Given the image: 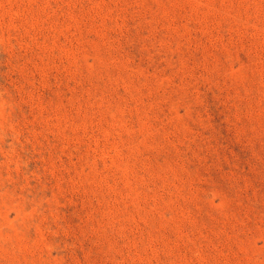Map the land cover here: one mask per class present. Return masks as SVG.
<instances>
[{
	"label": "rangeland",
	"instance_id": "obj_1",
	"mask_svg": "<svg viewBox=\"0 0 264 264\" xmlns=\"http://www.w3.org/2000/svg\"><path fill=\"white\" fill-rule=\"evenodd\" d=\"M0 264H264V0H0Z\"/></svg>",
	"mask_w": 264,
	"mask_h": 264
}]
</instances>
